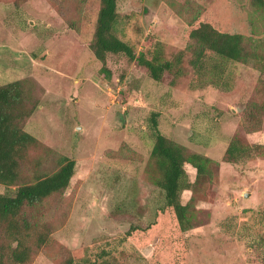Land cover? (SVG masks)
<instances>
[{
  "label": "rangeland",
  "instance_id": "374dc122",
  "mask_svg": "<svg viewBox=\"0 0 264 264\" xmlns=\"http://www.w3.org/2000/svg\"><path fill=\"white\" fill-rule=\"evenodd\" d=\"M98 10L99 0H0V86L22 83L31 109L23 130L37 140L21 182L54 173L64 158L75 161L68 189L33 209L50 242L27 264H63L153 220L164 193L150 157L152 112H159L164 135L209 158L199 180L186 165L194 183L181 194L193 223L184 235L187 264H264V119L248 120L264 100V8L251 0H120L115 32L136 53L151 38L164 61L182 54L159 82L122 55L95 58ZM206 12L242 33L245 61L215 56L203 71L191 67L198 44L186 31ZM233 138L259 151L228 163L223 157ZM155 244L120 264H151Z\"/></svg>",
  "mask_w": 264,
  "mask_h": 264
},
{
  "label": "trees",
  "instance_id": "16d2710c",
  "mask_svg": "<svg viewBox=\"0 0 264 264\" xmlns=\"http://www.w3.org/2000/svg\"><path fill=\"white\" fill-rule=\"evenodd\" d=\"M99 0L93 41L90 49L95 58L105 62L109 55H122L144 67L149 77L161 81L182 61V54L164 61L157 44L150 39L136 53L132 45L120 39L115 30L118 23V2ZM253 6L264 8V0H251ZM186 38L198 44L190 60L193 69L205 70V61L218 56L233 62L245 61L243 35L236 28H225L211 12L194 17L188 25ZM264 47V40L261 42ZM264 74V58L262 63ZM109 79L110 72L101 70ZM26 95L20 81L0 86V264H27L34 253L50 242L49 227L33 215L35 206L46 198L66 191L74 175L75 161L64 158L61 167L51 174H38L34 182L22 183L20 169L28 150L37 144L31 134L23 130V121L31 114L26 109ZM159 112L149 116L153 147L150 157L158 177L155 185L164 193V204L155 210L153 220L143 225H131L118 236L103 238L84 250L70 255L63 264H120L123 259L152 245L151 264H187L188 246L185 233L193 228L190 204L181 202V194L190 190L186 165L196 170L197 180L207 173L209 158L191 152L181 143L164 135L158 126ZM264 119V100L248 115L249 121ZM259 151L256 144L244 145L231 139L224 161L237 163ZM32 212V213H31Z\"/></svg>",
  "mask_w": 264,
  "mask_h": 264
}]
</instances>
